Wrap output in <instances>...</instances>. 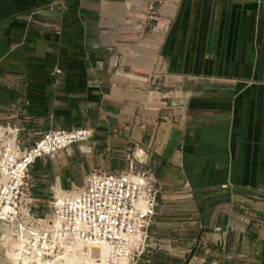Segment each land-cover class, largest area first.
Returning a JSON list of instances; mask_svg holds the SVG:
<instances>
[{
    "label": "crops",
    "instance_id": "0c3cea01",
    "mask_svg": "<svg viewBox=\"0 0 264 264\" xmlns=\"http://www.w3.org/2000/svg\"><path fill=\"white\" fill-rule=\"evenodd\" d=\"M6 124L92 132L66 190L145 152L151 264H264V0H0Z\"/></svg>",
    "mask_w": 264,
    "mask_h": 264
},
{
    "label": "built area",
    "instance_id": "2783aa9c",
    "mask_svg": "<svg viewBox=\"0 0 264 264\" xmlns=\"http://www.w3.org/2000/svg\"><path fill=\"white\" fill-rule=\"evenodd\" d=\"M54 29L61 33L59 25ZM54 71L62 72L60 68ZM0 128L4 129L0 135V226L24 256L50 260L65 252L73 254L80 245H127L133 248L132 261L139 264L147 250L161 249L159 243L152 242L161 190L145 152L143 156L139 151L129 160L127 171H94L82 186L70 190L50 186L42 207L33 192L31 169L72 147L85 153L84 144L92 132L85 128L50 129L34 144L25 145L19 139V128L10 124ZM189 188L186 182L183 189ZM144 263L151 264L149 260Z\"/></svg>",
    "mask_w": 264,
    "mask_h": 264
},
{
    "label": "bare ground",
    "instance_id": "6f19581e",
    "mask_svg": "<svg viewBox=\"0 0 264 264\" xmlns=\"http://www.w3.org/2000/svg\"><path fill=\"white\" fill-rule=\"evenodd\" d=\"M3 133L4 129L0 128V135ZM14 140L15 137L10 140V143ZM57 186L59 191L60 186ZM1 229L3 234L1 242L6 243L10 249L7 255L9 264H131L133 256V248L127 245H116L114 247L88 245L86 248L80 245L73 254L65 252L64 255H58L50 260L34 259L24 256L19 245L14 242L7 230L2 226Z\"/></svg>",
    "mask_w": 264,
    "mask_h": 264
},
{
    "label": "rangeland",
    "instance_id": "374dc122",
    "mask_svg": "<svg viewBox=\"0 0 264 264\" xmlns=\"http://www.w3.org/2000/svg\"><path fill=\"white\" fill-rule=\"evenodd\" d=\"M62 159L60 158V156H58L55 159L51 160L52 162H50V160L39 161L30 171V177L33 178V192L36 195V198L39 200V205L42 207L46 205L48 201L46 198L47 192H45L44 190H48L50 186L54 185L56 183L57 177L63 174ZM75 186L80 187L82 185H73V188ZM2 236L3 234L0 226V264H9L7 255L9 254L10 249L6 243L1 242ZM145 255L146 253L144 254L139 264H145L144 260L147 261V259H144ZM94 259L100 260L97 258ZM135 262L131 260V264H135Z\"/></svg>",
    "mask_w": 264,
    "mask_h": 264
}]
</instances>
